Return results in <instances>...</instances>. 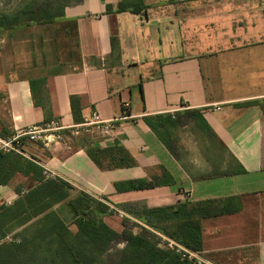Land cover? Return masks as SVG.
I'll use <instances>...</instances> for the list:
<instances>
[{
    "label": "crops",
    "instance_id": "obj_1",
    "mask_svg": "<svg viewBox=\"0 0 264 264\" xmlns=\"http://www.w3.org/2000/svg\"><path fill=\"white\" fill-rule=\"evenodd\" d=\"M123 1L65 3L62 21L73 24L78 41L79 64L71 70L10 62L6 44L18 45L16 57L26 46L31 52L35 31L0 29V137L51 121L78 125L95 111L122 118L115 138L67 134L61 144L32 151L53 178L71 185L72 197L105 202L112 210L105 222L118 233L126 221L140 224L122 206L237 196L242 211L205 219L203 250L190 259L264 264V0H143L149 9L141 14L120 12ZM117 148L131 165L115 167L123 160ZM88 149L101 151L100 166ZM140 182L139 190L116 187ZM34 186L18 174L0 186V206L18 200L17 188Z\"/></svg>",
    "mask_w": 264,
    "mask_h": 264
},
{
    "label": "trees",
    "instance_id": "obj_2",
    "mask_svg": "<svg viewBox=\"0 0 264 264\" xmlns=\"http://www.w3.org/2000/svg\"><path fill=\"white\" fill-rule=\"evenodd\" d=\"M64 7L65 4L49 6L37 4V0L29 1L10 12H1L0 29L53 24L63 19ZM148 9L143 0H124L119 7L120 12L133 14ZM147 122L156 130L150 119ZM32 145L41 146L25 143L23 151L30 158L0 152V186L8 185L18 174L35 183L25 194L22 187L17 188L20 197L13 205L0 206V264H195L185 251L202 252L203 221L242 211V202L237 196L149 209L122 206L140 224L130 225L126 221L124 230L118 233L105 222L112 215L111 208L86 193L72 197L69 183L60 178H47ZM87 153L101 165L98 158L101 151L88 149ZM116 153L123 160L115 167L132 164L124 150L117 148ZM116 187L120 191L139 190L144 185L123 183ZM18 228L21 230L13 240L5 241ZM170 241L175 243L173 247ZM120 243H125V247L114 257L111 252ZM179 246L184 251L180 252Z\"/></svg>",
    "mask_w": 264,
    "mask_h": 264
},
{
    "label": "rangeland",
    "instance_id": "obj_3",
    "mask_svg": "<svg viewBox=\"0 0 264 264\" xmlns=\"http://www.w3.org/2000/svg\"><path fill=\"white\" fill-rule=\"evenodd\" d=\"M40 1L49 6L53 4L57 6L75 0ZM23 2L24 0H0V13L10 12L16 6L24 4ZM29 27H31L30 29L33 32L35 31V43L31 52H29V48L26 46L20 50V56L16 57L14 50L18 49V45L10 42L6 44L5 48L7 60L12 63L15 62L24 68H36V70L48 68L51 65L50 69H53V66L56 65L57 70L66 71L73 69L79 64L78 41L73 24H65L60 20L53 24L33 25ZM12 239L11 236V238H6L5 241L10 242Z\"/></svg>",
    "mask_w": 264,
    "mask_h": 264
},
{
    "label": "built area",
    "instance_id": "obj_4",
    "mask_svg": "<svg viewBox=\"0 0 264 264\" xmlns=\"http://www.w3.org/2000/svg\"><path fill=\"white\" fill-rule=\"evenodd\" d=\"M130 104H124V117L128 116ZM122 118L103 119L98 112H93L90 117L84 119L81 124L73 126H65L59 121H51L44 125H34L23 129H19L7 137H0V152L15 153L26 156L23 151L24 145L27 142L41 143L45 147L61 144L64 142L66 135L79 136L86 133H97L101 138H115L117 131V124ZM44 175L47 178H53L52 174L44 168ZM26 192H22L25 194ZM190 194H186V198H190ZM175 245L170 241V247ZM182 252L184 249L178 247ZM190 258V253L185 251Z\"/></svg>",
    "mask_w": 264,
    "mask_h": 264
}]
</instances>
